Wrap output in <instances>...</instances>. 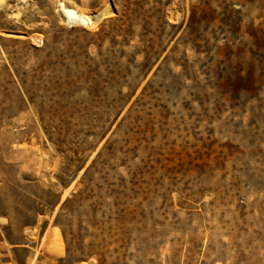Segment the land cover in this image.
I'll use <instances>...</instances> for the list:
<instances>
[{"label":"rangeland","instance_id":"374dc122","mask_svg":"<svg viewBox=\"0 0 264 264\" xmlns=\"http://www.w3.org/2000/svg\"><path fill=\"white\" fill-rule=\"evenodd\" d=\"M0 264H264V0H0Z\"/></svg>","mask_w":264,"mask_h":264},{"label":"bare ground","instance_id":"6f19581e","mask_svg":"<svg viewBox=\"0 0 264 264\" xmlns=\"http://www.w3.org/2000/svg\"><path fill=\"white\" fill-rule=\"evenodd\" d=\"M61 12L63 16L68 20L69 22L71 21L72 23H76L78 25L82 26H87L89 24H93L91 20V16H88L86 14H83L81 12H78L75 9L72 8H67L64 7L63 5L61 6ZM106 12L101 11L99 14L100 16H103ZM97 14H95V20L100 19L99 17H96Z\"/></svg>","mask_w":264,"mask_h":264},{"label":"water","instance_id":"95a60500","mask_svg":"<svg viewBox=\"0 0 264 264\" xmlns=\"http://www.w3.org/2000/svg\"><path fill=\"white\" fill-rule=\"evenodd\" d=\"M96 17H99V15H97Z\"/></svg>","mask_w":264,"mask_h":264}]
</instances>
